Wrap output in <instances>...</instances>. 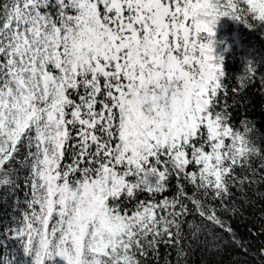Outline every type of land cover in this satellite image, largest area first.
<instances>
[{
	"label": "snow or ice",
	"instance_id": "snow-or-ice-1",
	"mask_svg": "<svg viewBox=\"0 0 264 264\" xmlns=\"http://www.w3.org/2000/svg\"><path fill=\"white\" fill-rule=\"evenodd\" d=\"M223 17L264 0H0V264H264V134L233 123L264 71L226 82Z\"/></svg>",
	"mask_w": 264,
	"mask_h": 264
},
{
	"label": "trees",
	"instance_id": "trees-1",
	"mask_svg": "<svg viewBox=\"0 0 264 264\" xmlns=\"http://www.w3.org/2000/svg\"><path fill=\"white\" fill-rule=\"evenodd\" d=\"M224 25L217 35L230 49L224 55L223 68L225 80L229 85L238 83L245 75L250 61H259V68L264 71V26L251 29L244 23L224 17ZM238 99V98H237ZM229 98V103H232ZM234 121L240 127L239 121L248 119L256 124L259 133L264 134V95H260L253 87L248 95L234 106ZM22 200L23 193H17ZM16 215L14 198L8 196L0 189V224H7ZM12 246H9V251ZM161 264L164 257L172 258L174 253L170 249L161 247ZM204 253L194 251L191 256V264H203Z\"/></svg>",
	"mask_w": 264,
	"mask_h": 264
},
{
	"label": "rangeland",
	"instance_id": "rangeland-1",
	"mask_svg": "<svg viewBox=\"0 0 264 264\" xmlns=\"http://www.w3.org/2000/svg\"><path fill=\"white\" fill-rule=\"evenodd\" d=\"M223 20H224V17L221 18V20L218 22V24H217V26L215 28L216 35H218L219 31L222 29V27L224 25ZM215 41H216V44H215V55L221 60V49L223 47H225L224 40L220 42V39L218 38V36H215ZM224 50H226V47H225Z\"/></svg>",
	"mask_w": 264,
	"mask_h": 264
}]
</instances>
